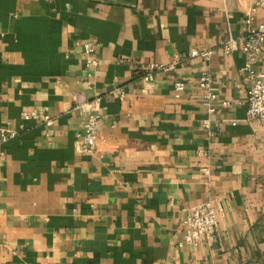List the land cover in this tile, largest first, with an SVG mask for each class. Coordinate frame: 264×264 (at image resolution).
I'll return each instance as SVG.
<instances>
[{
    "label": "crops",
    "instance_id": "1",
    "mask_svg": "<svg viewBox=\"0 0 264 264\" xmlns=\"http://www.w3.org/2000/svg\"><path fill=\"white\" fill-rule=\"evenodd\" d=\"M247 16L264 24V0H0V125L17 133L2 147L0 264H264V121L246 119L245 55L222 47ZM150 64L163 70L144 82ZM202 73L227 102L213 114ZM75 96L99 116L90 155ZM206 202L215 240L189 246L182 222Z\"/></svg>",
    "mask_w": 264,
    "mask_h": 264
},
{
    "label": "built area",
    "instance_id": "2",
    "mask_svg": "<svg viewBox=\"0 0 264 264\" xmlns=\"http://www.w3.org/2000/svg\"><path fill=\"white\" fill-rule=\"evenodd\" d=\"M244 23L249 27L245 35L234 40L228 38L222 44L225 54L229 55L239 49L244 55L245 60L242 66L245 84V100L247 104L246 119H256L264 121V69H256L255 64L264 44V24L256 26L250 25V18L247 16ZM86 55L93 53L91 44L82 45ZM210 51H191L190 57H200L207 60ZM95 60H89L87 66H95ZM163 70L161 65L150 64L143 70L142 81L147 82L153 78L154 72ZM198 87L203 91V103L207 114H213L216 108H225L227 102L222 101L218 105L216 91L212 85L211 76L208 73H202L198 79ZM175 98L184 91V84L180 81L173 83ZM111 94H120L119 89H113ZM76 109L86 112V119L81 125L80 132L77 134V150L83 155L93 153L96 143V132L99 116L89 109V105L78 96L74 97ZM23 120H33L43 127L48 128L52 125V118L45 111H26L21 113ZM203 126L209 128L208 122L204 121ZM17 136L16 131L9 128V124L0 125V165L4 157L3 145ZM220 212V205L210 202L202 203L190 209L183 220V240L189 246H196L201 239L206 243H212L215 240L217 232V216ZM180 246V245H179Z\"/></svg>",
    "mask_w": 264,
    "mask_h": 264
}]
</instances>
